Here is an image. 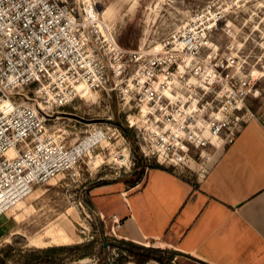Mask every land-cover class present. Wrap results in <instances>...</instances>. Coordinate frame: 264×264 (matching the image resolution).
I'll return each mask as SVG.
<instances>
[{"label":"built area","instance_id":"obj_1","mask_svg":"<svg viewBox=\"0 0 264 264\" xmlns=\"http://www.w3.org/2000/svg\"><path fill=\"white\" fill-rule=\"evenodd\" d=\"M205 22V15L197 16L186 32L144 60L140 52L121 48L99 16L78 15L62 0H0V216L36 186L77 167L88 140L97 145L109 138L111 127L119 131L110 116L107 129L94 128L77 146L48 133L53 109L82 98V87L117 92L127 126L138 132L141 155L167 169L194 171L209 146L232 144L253 117L247 99L254 86L223 74L235 66L234 59L209 71L208 87L218 91L219 100L210 115L185 105L175 108L178 102L169 94L168 78L198 73L203 49L210 46L212 29ZM110 220L104 236L120 238L123 222L118 215ZM97 240L92 234L84 243Z\"/></svg>","mask_w":264,"mask_h":264},{"label":"rangeland","instance_id":"obj_2","mask_svg":"<svg viewBox=\"0 0 264 264\" xmlns=\"http://www.w3.org/2000/svg\"><path fill=\"white\" fill-rule=\"evenodd\" d=\"M62 1L78 15L95 12L111 29L121 48L140 52L144 60L160 51L176 33L186 32L197 16L205 15V25L212 31L209 33L210 46L203 49L204 61L198 73L193 71L183 79L180 75L168 78L171 83L169 94L178 102L175 108L185 105V108L189 106L196 110L194 113H207V116L211 114V106L216 110L218 91L214 93L208 87L209 71L216 63L231 57L235 66L224 68L223 74L235 80H251L254 86L247 99V108L253 115L250 116L252 126L258 123L264 130V0ZM30 98L33 95L30 94ZM121 103L117 92L108 95L105 91H92L71 105L53 109L52 117L47 120L48 133L57 138L64 137L68 146L79 145L94 128L107 127L105 123H109L107 118L110 116H114V126L119 127V131L111 127L106 131L109 138L84 150L77 167L36 186L28 197L2 215L0 261L4 264L22 262L35 249L83 243L92 234L98 237L95 257L70 260L66 264H135L126 251L109 246L112 240L120 239L104 236L112 228L110 217L117 214L100 212L96 202L99 200L104 208L112 206L114 201L115 205L121 206L120 199L110 200L112 192L128 187L125 182L133 179L140 170L137 169L141 155L137 145L138 132L127 126V114ZM123 130L129 131V135L126 136ZM220 150L209 146L202 156L201 151L198 152V162L204 163L195 165L194 171L184 170L183 175L194 181L201 180V175L210 169ZM122 155L123 160L120 159ZM146 161L150 167L159 165L153 159ZM100 192L106 196H97ZM148 192L135 191L130 201L135 206L142 194L148 200ZM100 214L105 215L104 221ZM55 234L60 236L59 242L63 245L55 244L52 237ZM103 241L107 247L105 251L102 250ZM182 256L176 255L172 264H183ZM147 264L159 263L151 260Z\"/></svg>","mask_w":264,"mask_h":264},{"label":"crops","instance_id":"obj_3","mask_svg":"<svg viewBox=\"0 0 264 264\" xmlns=\"http://www.w3.org/2000/svg\"><path fill=\"white\" fill-rule=\"evenodd\" d=\"M252 124L221 148L205 178L152 169L136 188L112 192L121 206L97 200L98 210L121 216L120 239L172 249L183 264H264V130ZM142 190L149 198L134 206L130 196Z\"/></svg>","mask_w":264,"mask_h":264},{"label":"trees","instance_id":"obj_4","mask_svg":"<svg viewBox=\"0 0 264 264\" xmlns=\"http://www.w3.org/2000/svg\"><path fill=\"white\" fill-rule=\"evenodd\" d=\"M123 132L126 136L129 135V131L123 130ZM146 160L147 159H144L140 155V160L137 165V169L140 170L135 173L133 179L125 182L129 188H136L141 184L146 177L147 172L152 169L170 171L157 164L156 166L150 167ZM108 244L110 247L115 246L126 251L135 260V264H147L151 260H155L159 264H172L174 257L181 254L172 249L163 250L155 247H147L123 239H114ZM94 246L95 242H83L75 245L51 246L44 249H35L28 253L25 259H22V262L18 261L16 264H66V262L70 260L78 261L85 258L95 257ZM106 249V245L103 244L102 250L105 251ZM0 263L4 264V261H0Z\"/></svg>","mask_w":264,"mask_h":264},{"label":"bare ground","instance_id":"obj_5","mask_svg":"<svg viewBox=\"0 0 264 264\" xmlns=\"http://www.w3.org/2000/svg\"><path fill=\"white\" fill-rule=\"evenodd\" d=\"M91 13H92V16H95V15H96L95 12H93V11H92ZM81 89L83 90V94H84L83 97H86V95H87L89 92H86L87 90L85 89V87H82ZM92 143H93L92 141H89V140H88V142L85 144L86 146H85L84 150L86 149V147L88 148L89 145H91ZM216 145H217V144H216ZM220 146H221V145H219L218 147H220ZM82 151H83V149H82ZM123 157H124V156L122 155V156L120 157V159L123 160ZM19 201H21V200H19ZM10 208H11V207H10ZM10 208H9V209H10ZM9 209H8V210H9ZM52 237H53L54 241H58V242L60 241V238H59L58 235L55 234V236H52ZM59 245H62V244L59 242Z\"/></svg>","mask_w":264,"mask_h":264}]
</instances>
